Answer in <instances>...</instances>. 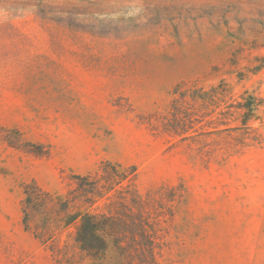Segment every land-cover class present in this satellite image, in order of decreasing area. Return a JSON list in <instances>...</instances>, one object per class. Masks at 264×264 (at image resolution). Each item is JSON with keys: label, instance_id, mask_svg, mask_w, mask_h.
I'll return each mask as SVG.
<instances>
[{"label": "rangeland", "instance_id": "rangeland-1", "mask_svg": "<svg viewBox=\"0 0 264 264\" xmlns=\"http://www.w3.org/2000/svg\"><path fill=\"white\" fill-rule=\"evenodd\" d=\"M220 80L264 97V0H0V264H54L23 228L27 183L62 198L105 161L183 193L161 264H264V143L226 157L163 132L178 86Z\"/></svg>", "mask_w": 264, "mask_h": 264}, {"label": "trees", "instance_id": "trees-1", "mask_svg": "<svg viewBox=\"0 0 264 264\" xmlns=\"http://www.w3.org/2000/svg\"><path fill=\"white\" fill-rule=\"evenodd\" d=\"M235 90L227 80L208 88L178 86L163 132L180 141L200 143L211 138V152L226 157L263 144L264 135L253 124L264 123V97L249 90L237 96ZM15 133L19 143L4 138L10 147L41 155L31 151L40 145ZM137 177L136 166L105 161L92 174L71 175L62 198L32 180L21 200L23 228L50 252L54 264L103 261L111 249L127 264H161L183 193L177 187H161L142 194Z\"/></svg>", "mask_w": 264, "mask_h": 264}]
</instances>
